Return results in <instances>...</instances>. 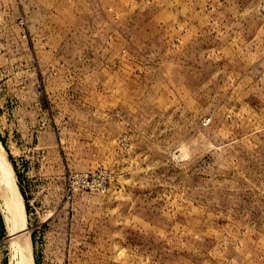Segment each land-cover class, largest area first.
Here are the masks:
<instances>
[{
  "label": "rangeland",
  "instance_id": "obj_1",
  "mask_svg": "<svg viewBox=\"0 0 264 264\" xmlns=\"http://www.w3.org/2000/svg\"><path fill=\"white\" fill-rule=\"evenodd\" d=\"M0 145L34 264H264V0H0Z\"/></svg>",
  "mask_w": 264,
  "mask_h": 264
},
{
  "label": "bare ground",
  "instance_id": "obj_2",
  "mask_svg": "<svg viewBox=\"0 0 264 264\" xmlns=\"http://www.w3.org/2000/svg\"><path fill=\"white\" fill-rule=\"evenodd\" d=\"M0 145V215L11 246L21 256L20 264H34L29 238L25 231L23 199L15 181L13 170Z\"/></svg>",
  "mask_w": 264,
  "mask_h": 264
}]
</instances>
